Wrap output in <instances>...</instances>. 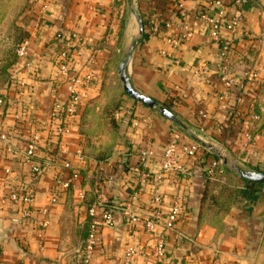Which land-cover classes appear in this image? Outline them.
<instances>
[{
    "label": "crops",
    "instance_id": "1",
    "mask_svg": "<svg viewBox=\"0 0 264 264\" xmlns=\"http://www.w3.org/2000/svg\"><path fill=\"white\" fill-rule=\"evenodd\" d=\"M179 1L190 23L197 11L209 3L0 0V31L7 32L3 46L11 47L21 29L29 41L25 57L17 59L8 71L9 80L0 87V94L10 103H19L18 108H8L0 114V129L16 131L11 146L16 153L7 152L0 142V196L10 193L18 183L34 187L36 193L32 207L35 216L31 219L10 206L0 210V264H76L74 250L86 239L88 211L101 193L107 196V207L114 212V225L102 231L97 264H124L127 249L135 246L142 247L144 254L134 264H157L152 237L142 225H131L117 209L130 205L135 214L145 219L153 211L157 193L164 198V211L175 198L181 199L183 205L175 229L166 233V264H264V187L252 210L245 211L246 201L238 207L228 199H216L223 195L222 184L230 182L221 167L216 177L206 174L213 161L228 167L227 157L245 169L240 172V183L233 173L229 174L235 189L245 186L242 173L264 174V0H249L241 27L233 37L232 44L239 53L231 66L236 85L228 95L221 85L224 71L219 46L212 42L204 23H200L192 39L179 47H171L150 34L151 18H160L170 26L171 33L179 29L183 20L174 10ZM222 1L231 15L230 0ZM216 10L214 7L209 12ZM144 31L148 38L137 45ZM59 33L76 35L86 42L75 67L83 68L94 55V79L84 92L78 135L64 140V153L58 159L43 148L36 158V163L44 167L43 173L33 176L22 158L24 143L50 124L51 103L56 97L63 99L56 63ZM126 50L128 56L124 58ZM121 64H125L133 88L152 99L157 109L134 101L123 87L118 89L116 74L120 77ZM249 71L255 73L256 85L245 80ZM241 94L246 108L254 104L260 114V121L252 128L259 136L253 151L245 149L241 138L222 133L225 126L238 131L244 127L242 121L235 123L231 118ZM159 108H165L175 119L163 117ZM111 110L115 112L114 119L116 113H121L120 119L114 120ZM199 112H205L207 118L201 119ZM79 143L84 145L86 159L79 181L54 202L55 173L66 161L78 166L73 151ZM170 143L177 146L184 173L162 175L163 153ZM192 145L199 146V152L189 159L183 150ZM145 148L153 151L147 162L151 182L140 194L138 155ZM135 194L137 199L131 200ZM45 210L48 226L41 230L39 221Z\"/></svg>",
    "mask_w": 264,
    "mask_h": 264
},
{
    "label": "built area",
    "instance_id": "2",
    "mask_svg": "<svg viewBox=\"0 0 264 264\" xmlns=\"http://www.w3.org/2000/svg\"><path fill=\"white\" fill-rule=\"evenodd\" d=\"M208 7L199 9L192 23L186 19V11L183 2L179 1L174 10L177 11L183 20L179 29L171 33L170 26L165 25L160 18H151L149 31L152 36H158L171 47H179L196 34V29L200 23H204L208 27L211 40L219 46V59L223 66L224 75L221 78V85L225 89V94L228 95L236 85V79L232 73V65L238 51L233 46V37L238 33L243 20L244 10L249 5V0H230L233 8V13L229 15L224 9L222 0H209ZM217 8L213 14H210L211 8ZM249 37L248 34H244ZM59 51L56 55V63L59 71V85L63 95V99L55 98L50 106V124L36 131L24 143L22 158L28 166L30 173L33 176H39L43 173L44 167L36 163V158L41 150L46 148L54 158L58 159L63 151L64 140L70 136L78 135V126L80 124L84 92L91 85L94 79L93 67L95 65V57L91 55L83 68L77 69L75 61L81 56L86 42L79 39L76 35L66 36L62 33L57 35ZM29 48V41L24 40L17 48V56L23 59ZM166 55V51L162 52ZM245 80L253 85L257 84L256 75L253 71L245 73ZM59 90V91H60ZM19 107V103H10L3 94H0V114H3L8 108ZM201 119H206L205 112H199ZM121 113L115 114V119H120ZM231 118L233 122H243L244 127L241 131L235 128L224 127L222 133L225 136L235 137L244 141L245 149H255L259 140V136L253 133V126L260 121V114L257 112L254 104L246 108L245 97L243 94L238 95L236 99V109L232 111ZM236 125V124H235ZM16 131H4L0 129V142L4 144L5 150L12 154L16 153L12 146V141L15 138ZM84 145L79 143L76 150L73 151V156L77 159L76 163L66 161L62 169L55 173L54 184L56 187L57 196L62 193L72 191L81 175V166L86 163L84 157ZM54 148V149H53ZM66 152V151H65ZM199 152V146L192 145L185 147L183 153L189 159H194ZM180 153L174 143L168 144L163 153V161L161 164L162 175L170 173H181L183 168L179 164ZM140 167L138 169L139 178V193L144 191L151 182V174L147 170L148 159L153 156L151 148H145L139 152ZM220 161H213L206 169V174L209 178L216 177L221 169ZM8 175H11L9 169L6 170ZM35 189L29 185L18 183L10 193L0 196V210L8 206L15 208V211L20 210L21 216L25 218H33L34 212L32 207L35 203ZM137 199V195L131 197V200ZM165 203L162 194L157 193L153 197V211L149 217L143 219L135 214L131 206L126 205L117 208L127 218L128 222L133 225H142L153 241V257L157 264H166V233L173 231L182 214V201L175 198L169 203L166 211L163 210ZM108 198L101 193L96 203L89 208V223L86 239L82 244L78 245L74 250V258L76 264H97V257L101 249L102 231L105 228L114 225V212L108 207ZM122 211H121V210ZM47 210L42 213V220L39 221V228L45 230L48 226L46 219ZM18 220V219H17ZM16 220V221H17ZM160 229V230H158ZM144 254L142 247H129L124 256V264H134L138 257ZM204 264V263H197Z\"/></svg>",
    "mask_w": 264,
    "mask_h": 264
},
{
    "label": "rangeland",
    "instance_id": "3",
    "mask_svg": "<svg viewBox=\"0 0 264 264\" xmlns=\"http://www.w3.org/2000/svg\"><path fill=\"white\" fill-rule=\"evenodd\" d=\"M4 21L7 24V20L5 19ZM24 34H25V32L22 29H21V31L16 32V36H14L15 39L12 38V39H14V42H12V46L8 48V47H4L6 44V41H7V32L6 31H0V48L4 45L2 50L0 49V57H3L0 60V73H1V78H2L0 80V87L1 86L3 87V85L5 86V83L9 80L10 74H8L9 73L8 71L12 67V66L10 67V63L12 62L13 58H14V61L16 60V58H15L16 49H17L16 47H17V44L19 43V41H21ZM127 56H128V50L125 51V54L123 55V57L126 58ZM116 83L118 85V89L120 88L122 90L123 86H122V83L120 81V77L118 74H116ZM112 112H113V119H114V113L115 112L111 110L110 111L111 115H112ZM225 161H228V163H230V164L227 167L222 163L221 168H222V172L225 171V174H228V175H225V178L230 182H229V184L228 183L224 184V185L222 184L223 195L219 196V198L216 197V199H219L221 201L222 200L226 201L228 197L234 199L235 195H233V194H235L234 191L237 190V188L235 189L236 185H233V178L229 174L233 173L235 175L233 177L236 179V182L240 183L241 182L240 172L241 171L245 172V169H242V167L239 165V163L237 161H235V162L230 161L229 157H227L225 159ZM229 176L231 177V179H229ZM263 187H264V184H263ZM236 199L238 200L237 197H236Z\"/></svg>",
    "mask_w": 264,
    "mask_h": 264
},
{
    "label": "water",
    "instance_id": "4",
    "mask_svg": "<svg viewBox=\"0 0 264 264\" xmlns=\"http://www.w3.org/2000/svg\"><path fill=\"white\" fill-rule=\"evenodd\" d=\"M143 31L142 23H141V32ZM118 72L120 74V79L123 84L124 92L134 101L140 102L143 105L151 108V109H157L158 105L150 98L138 93L132 86L130 79L127 76L125 64H121ZM161 115L165 117L168 120H174V116L167 111L165 108H159ZM244 179L247 181L264 184V174L262 173H256V172H246L241 174Z\"/></svg>",
    "mask_w": 264,
    "mask_h": 264
},
{
    "label": "trees",
    "instance_id": "5",
    "mask_svg": "<svg viewBox=\"0 0 264 264\" xmlns=\"http://www.w3.org/2000/svg\"><path fill=\"white\" fill-rule=\"evenodd\" d=\"M144 28H145V22H143ZM148 33L144 31L137 42V45H141L147 38H148ZM24 37H22L21 42L18 43L19 45L24 41ZM18 45V46H19ZM18 46L16 48H18ZM18 56H17V49H16V60L14 62L10 63V67L14 65V63L17 61ZM263 187V184L251 182V181H245V186L242 189H237L234 191L235 195L234 199L232 198H227L228 201L233 202L234 205L238 207H242V203L246 201V204L244 205V210L245 211H250L252 210V207L255 205L258 199V192L259 190ZM238 198V200L236 199Z\"/></svg>",
    "mask_w": 264,
    "mask_h": 264
}]
</instances>
